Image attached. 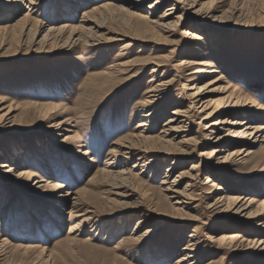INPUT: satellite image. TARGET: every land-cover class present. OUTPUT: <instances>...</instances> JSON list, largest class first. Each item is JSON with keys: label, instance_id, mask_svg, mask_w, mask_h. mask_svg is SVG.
<instances>
[{"label": "rangeland", "instance_id": "374dc122", "mask_svg": "<svg viewBox=\"0 0 264 264\" xmlns=\"http://www.w3.org/2000/svg\"><path fill=\"white\" fill-rule=\"evenodd\" d=\"M153 1L138 10L130 0H0V114L14 111L0 126V264H178L192 234L199 244L197 264H264V250L256 247L264 242V142L253 148L254 155L217 167L203 136L208 122L192 112L189 137H198L200 148L179 159L171 173L173 156L151 154L140 166L135 167L136 160L124 166L115 146L134 141L146 113L154 112L151 136L161 135L172 113L182 103L189 106L184 87L197 69L182 63L201 57H211L220 68V88L249 103L229 122L263 128L264 0H203L197 8L202 15L178 5L177 16L183 19L175 33L164 42L160 37L149 42L153 34L140 16L151 12L156 20L176 4L164 0L150 11ZM108 2L109 9L94 11ZM208 13L213 18H205ZM193 31L205 40L186 39ZM160 62L165 66L156 75L162 81L175 79L173 86L158 106L142 105ZM115 69L122 73L104 86L108 77L103 74ZM62 122L61 130L50 128ZM258 134L264 137V130ZM235 147L243 146L231 150ZM3 165L11 173L4 174ZM193 166L198 167L195 200L186 217L174 215L176 201L166 199L162 182L167 175L172 182ZM125 167L133 175L131 197L119 201L111 188L115 180L106 171ZM18 172L29 177L12 178ZM208 178L215 186L206 185ZM40 180L46 181L44 189L36 190ZM54 182L62 188L53 198ZM219 186L231 197L251 201L245 217L216 215L208 208L215 196L209 192L217 194ZM67 194L71 200H60ZM248 213L258 218L248 220ZM136 231L152 232L136 241ZM223 235L256 243L232 250L216 241Z\"/></svg>", "mask_w": 264, "mask_h": 264}, {"label": "bare ground", "instance_id": "6f19581e", "mask_svg": "<svg viewBox=\"0 0 264 264\" xmlns=\"http://www.w3.org/2000/svg\"><path fill=\"white\" fill-rule=\"evenodd\" d=\"M18 1L19 2L22 1V3L26 1L32 4L33 0H6V3L11 4V2H18ZM124 1L129 2V0H124ZM130 1H135L136 3L134 2L132 3V5L138 8L139 10V8H142L147 2L152 0H130ZM162 1L164 0H156L155 2L153 1L154 3H152L149 8L150 11H153V9H155L156 6L160 5ZM202 1L203 0H176L175 1L176 4L173 5V7L168 11V13H166L167 12L166 11L162 17L160 18L158 17V19L156 20L150 19L152 18L151 12H149L148 15L147 14L144 15L143 17L140 16L142 19L147 21L148 32L150 33L152 32L153 34L152 38H148V41L153 42L154 41L153 38L158 39V37H160V41L164 42L167 40L166 35H173L175 33L176 27L181 23L183 19V16H179V15L177 16L179 10V8L177 7L178 5L187 6L189 10H193L195 14L200 15L202 11L201 9H197V8L201 5ZM110 6L111 4L110 2H108L104 6H101L100 8L98 7L94 8V11H99L102 8L109 9ZM205 18L207 19L213 18V16L211 13H208L206 14ZM59 32L60 31H58V33ZM161 38H165V39L161 40ZM186 39L195 40V43L203 42L205 40L204 37L201 35V32L196 33L195 31L190 32L186 37ZM211 61H212L211 57H205V58L201 57L195 61L194 60L186 61L182 63V66L184 65L186 68H190L191 70L197 69V71L192 73V75H194L195 78L189 79L188 82H190V84L184 87V90L187 92L186 98L189 102V106L183 105L182 103L172 113L173 117L169 118L168 121L165 123L163 127V131L161 132V135L158 138H155L150 134L151 130L149 127L150 126L149 119L154 114V112H151V114L150 113L144 114L142 117L144 119L137 125L138 127L135 130L136 131L135 135L132 136L134 141L128 140L125 141L124 143L121 144L117 143L115 145L117 146L116 149L119 151V153L121 154L124 160L123 162L124 166H129L128 164L132 160H136L137 164L135 165V167L140 166L142 163L145 162L147 158H149V156H151V154H156V156H153L152 158H157V159H160L161 157H165V156H173L175 158L174 161L172 162L171 168L168 169V173L173 172L175 168L179 167L178 166L179 159L181 160V158H184L183 161H185V159L190 158L192 154L200 148L199 147L200 146L199 144H201V142L199 141L200 139L197 140L198 137L197 138L189 137V132H191V129L189 128H191L190 118L192 112H195L200 116H202V120L204 122H208L203 126V131H204L203 136L207 137V141H208L207 145L212 148V151L210 152L209 155L211 158H213V160H216L215 163L217 164L216 165L217 167H224L236 161L235 159L242 156L243 154H246V156H251L255 154L253 148L259 144L262 145L263 144L262 142H264V137L259 136V134L257 135V133L264 130V127L258 128L249 121L229 122V118L232 116L234 111L246 112L248 110L246 107L249 106V103L243 101V99L240 96H236L234 94H228L227 88L224 89L218 86V83L224 81V78L222 76V72L220 71V68L216 67V65H214V63ZM164 64L162 62L156 64L157 68H154L156 70L153 71L152 74L154 75H153V79L151 80V82H153L154 84L152 85V87L150 86L151 88L147 92L149 97L145 99L142 105L144 104L145 106L150 107L152 105L157 104L158 106L160 103H162L166 94L170 92L169 90L173 86L175 79H171V81L170 80L162 81L156 75L157 73H161L160 71L163 70L161 68L165 66ZM123 66L125 65L123 64ZM115 67L117 68V66ZM121 71H117L116 69L106 71L103 74V76L108 78L105 81H103V85L106 86V84L112 82V80L115 79L116 75L117 74L119 75V72L122 73ZM196 83H201L203 85L196 87L195 86ZM216 94H221V95L228 94V95L221 99H214L212 96ZM57 109L58 107H54V110ZM13 112L14 111L12 109H9L6 113L3 112L2 114H0L1 127L9 123ZM215 116L218 117V119L209 122ZM63 124H64L63 122L56 123L54 125H51L50 128L53 130L54 129L61 130L60 128ZM229 126L230 128H227ZM238 126L240 128L242 127V129L237 128ZM226 129L228 133L226 135H223L222 133ZM58 136L61 137V135ZM229 140L231 141L236 140V142L229 143ZM239 144L243 147H239V150L237 149V147L231 150V148L234 145L239 146ZM181 163L183 165L186 164L185 162H181ZM114 164L115 162H112V164L110 163L108 166L110 167ZM2 168L4 174L11 173L10 166L3 165ZM197 168L198 167L193 166L190 169V171L182 172L180 176H178L172 182L168 181L169 175H167L164 181L162 182V186H164L162 191L165 193L166 199L170 201H176L174 203L175 205H172L174 215L181 217H186L188 215L187 211H189L191 208V202L195 200L193 189L197 184L196 182L198 178L196 174ZM260 171L264 172V168H262ZM107 172L108 174L112 175L115 180L114 182L111 183V188L112 191H114L113 192L114 196H116L117 199H119V201L131 197V194L129 193L128 190V183L131 180V177H133L131 170L125 167L123 171H119V172L106 171V173ZM25 176H28L27 172L26 173L18 172L12 178L18 180V179H22ZM44 183H46L45 180H40L39 182L36 183L35 189L36 190L44 189ZM206 185L215 186V183L211 178H208L206 180ZM60 188H62V186L58 182L52 183L50 188L52 193L50 196L54 198ZM216 192L217 194L209 192V194L215 195L213 201L211 203L209 202L210 204L208 203L209 204L208 208L210 210L215 212L216 215H221L230 212L245 217V215H243V212L248 210L249 206H251V201L249 199H247L248 202L247 201L243 202L242 198L231 197L228 195V193L225 192V189L222 186H219L216 189ZM61 199H65L69 201L71 200V196L68 194L63 195L60 197V200ZM138 207L139 205L135 204L134 208H138ZM262 207H264V205ZM149 212L151 214L156 212V214L160 215L159 210L153 211L150 209ZM257 218L258 216L252 213H248V215L246 216V219L248 220H255ZM144 222L145 221L143 220L139 221L136 230H140L141 228L140 226H142ZM79 228H80L79 225L74 227L73 232L74 233L78 232ZM151 232H146L144 233V235H138L139 234L138 231L133 239L139 241L143 237L148 238L149 233ZM196 238L197 237L195 234H192L190 236V240L188 242L187 248L184 249L186 253L179 259L178 264H184V263L197 264L200 261L198 257L199 255H196L199 249L198 240ZM216 241L220 244H224L226 247H228V249H232V250H234L238 244L243 245L244 242H247L248 245L250 243L252 244L256 243V242H251L249 240L240 241L239 235H230V236L223 235L220 237V239ZM258 244H257L258 246L256 245L255 246L259 248L261 251H263L264 242H260Z\"/></svg>", "mask_w": 264, "mask_h": 264}]
</instances>
